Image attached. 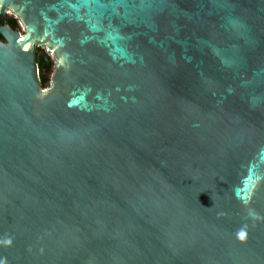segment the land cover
I'll return each mask as SVG.
<instances>
[{
    "label": "water",
    "instance_id": "95a60500",
    "mask_svg": "<svg viewBox=\"0 0 264 264\" xmlns=\"http://www.w3.org/2000/svg\"><path fill=\"white\" fill-rule=\"evenodd\" d=\"M5 8L0 264H264V0Z\"/></svg>",
    "mask_w": 264,
    "mask_h": 264
},
{
    "label": "trees",
    "instance_id": "16d2710c",
    "mask_svg": "<svg viewBox=\"0 0 264 264\" xmlns=\"http://www.w3.org/2000/svg\"><path fill=\"white\" fill-rule=\"evenodd\" d=\"M11 13V12H8ZM12 21L15 22L13 27L17 26L16 18H12ZM37 65L39 68L40 80L41 84L44 86L47 82L46 73L52 70L53 61L51 56L42 50V48L38 47L37 51Z\"/></svg>",
    "mask_w": 264,
    "mask_h": 264
},
{
    "label": "rangeland",
    "instance_id": "374dc122",
    "mask_svg": "<svg viewBox=\"0 0 264 264\" xmlns=\"http://www.w3.org/2000/svg\"><path fill=\"white\" fill-rule=\"evenodd\" d=\"M6 15H7V16H11L12 18H16V17H15L13 14H11V13H6ZM16 22H17V29H19V30L22 32V26L20 25V23H19V21H18L17 18H16ZM39 48H42V50H43L44 52H46L45 49H44L43 47H39ZM52 69H53V67H52ZM51 72H52V70L49 71V72H47V73L45 74V75H46V78H47V82H46V84H45L44 86H47V85H48V81L50 80Z\"/></svg>",
    "mask_w": 264,
    "mask_h": 264
},
{
    "label": "flooded vegetation",
    "instance_id": "af4514ba",
    "mask_svg": "<svg viewBox=\"0 0 264 264\" xmlns=\"http://www.w3.org/2000/svg\"><path fill=\"white\" fill-rule=\"evenodd\" d=\"M6 12H8V10ZM6 23L13 27V24L15 22H13L12 21V17L11 16H7L6 13L5 14H1L0 15V24H6ZM13 28H17V26L13 27Z\"/></svg>",
    "mask_w": 264,
    "mask_h": 264
},
{
    "label": "bare ground",
    "instance_id": "6f19581e",
    "mask_svg": "<svg viewBox=\"0 0 264 264\" xmlns=\"http://www.w3.org/2000/svg\"><path fill=\"white\" fill-rule=\"evenodd\" d=\"M8 10V12H11L8 8H5V13H8V12H6ZM1 15V14H0Z\"/></svg>",
    "mask_w": 264,
    "mask_h": 264
},
{
    "label": "snow or ice",
    "instance_id": "6c2138e0",
    "mask_svg": "<svg viewBox=\"0 0 264 264\" xmlns=\"http://www.w3.org/2000/svg\"><path fill=\"white\" fill-rule=\"evenodd\" d=\"M241 236H243V233H241Z\"/></svg>",
    "mask_w": 264,
    "mask_h": 264
}]
</instances>
